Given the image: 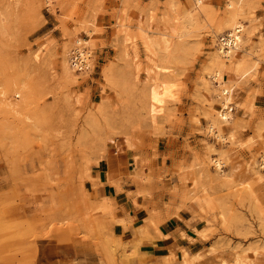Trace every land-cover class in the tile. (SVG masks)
<instances>
[{"label":"rangeland","instance_id":"obj_1","mask_svg":"<svg viewBox=\"0 0 264 264\" xmlns=\"http://www.w3.org/2000/svg\"><path fill=\"white\" fill-rule=\"evenodd\" d=\"M196 1L0 0V264H147L106 184L189 211L210 264H264V0ZM233 17L242 43L222 66ZM164 36L156 82L138 81L134 53L150 67Z\"/></svg>","mask_w":264,"mask_h":264},{"label":"crops","instance_id":"obj_2","mask_svg":"<svg viewBox=\"0 0 264 264\" xmlns=\"http://www.w3.org/2000/svg\"><path fill=\"white\" fill-rule=\"evenodd\" d=\"M135 192L130 187L118 192L114 186L106 184L98 194L103 198L101 200L109 201L107 207L117 206L123 212L122 218L129 224L124 240L128 242L141 238L138 254H146L147 264H210V258L202 257L207 241L198 237L196 231L200 230V224L189 211L182 210L174 215L175 206L171 209L164 204V201L170 200L169 197L153 195L151 201L139 195L134 200L135 195L129 194ZM101 208L106 210L105 206ZM151 211H155V214H149ZM156 220H162L157 228ZM128 264H139V259L130 258Z\"/></svg>","mask_w":264,"mask_h":264},{"label":"bare ground","instance_id":"obj_3","mask_svg":"<svg viewBox=\"0 0 264 264\" xmlns=\"http://www.w3.org/2000/svg\"><path fill=\"white\" fill-rule=\"evenodd\" d=\"M200 2L201 0L196 1V6L193 7L192 12H197L200 9ZM48 4H50V0H48ZM239 5V3H238ZM191 11H188L187 15H184L185 17H177L176 22L180 23L182 26V31L179 33V36L181 39L188 37L190 35V32L188 30V26H191L194 22V14H192ZM233 32L222 39H220V54L219 57L216 59L220 65H224L225 62L231 60V57L236 54V52L240 49V45L242 43L241 35L244 32V25L240 22H237L235 17H233ZM195 23V22H194ZM82 41V40H81ZM83 42V41H82ZM86 44V43H85ZM151 47H148L149 54L145 57V62L149 63L150 67L143 68V60L140 58V56L137 53H134L133 61L135 63V69H136V79L139 81L140 76L142 73H145L147 78L149 77L152 82H156V78L158 76V71L160 70V65L157 62V59L159 58V53L161 55L167 56V51L169 50V41L164 36L162 39L161 44H153L150 45ZM152 49V50H151ZM81 50V49H80ZM78 63L76 64V67L79 68H87L89 66L88 60H87V54L84 51H78ZM217 57V56H216ZM36 60H39V55L37 54L35 56ZM77 70V69H75ZM83 70V69H82ZM215 82L226 84V79L224 78V75L222 74V71L219 69L216 71L214 75ZM241 77H238V80H240ZM222 81V82H221ZM221 85V84H220ZM236 86V84L234 85ZM234 86H232L229 89H224L223 94L225 96V103L222 105L221 110L219 111V117L222 121L229 122L232 118V111L230 109V104L235 100L236 97ZM225 122V123H226ZM214 123V122H213ZM215 130V125L211 126V131ZM216 131V130H215ZM218 131V130H217ZM218 134V133H216ZM217 168L221 167L220 162H216ZM230 253H217L215 254V261L218 264H230V263H236V264H257L254 260L249 261L248 257L244 256H238ZM238 254V253H237ZM257 256V255H256Z\"/></svg>","mask_w":264,"mask_h":264}]
</instances>
